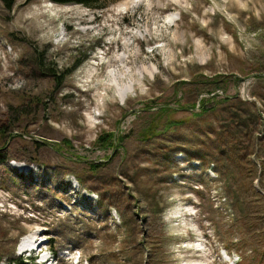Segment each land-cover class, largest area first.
<instances>
[{"label": "rangeland", "instance_id": "rangeland-1", "mask_svg": "<svg viewBox=\"0 0 264 264\" xmlns=\"http://www.w3.org/2000/svg\"><path fill=\"white\" fill-rule=\"evenodd\" d=\"M26 1L0 0V264H264V0ZM39 57L83 62L57 88ZM159 103L173 122L144 140Z\"/></svg>", "mask_w": 264, "mask_h": 264}, {"label": "trees", "instance_id": "trees-1", "mask_svg": "<svg viewBox=\"0 0 264 264\" xmlns=\"http://www.w3.org/2000/svg\"><path fill=\"white\" fill-rule=\"evenodd\" d=\"M32 0H27L26 2H30ZM51 2L54 3H58V4H81L84 5L88 8H100L98 5V1L99 0H49ZM3 6L8 9V10H13V8L15 7L17 0H1ZM83 61L82 60H78L71 68H66L62 71H60L59 73L56 72V67L54 66H46L44 64V62L41 60V58L39 57L38 61L35 62V66L36 70H37V76H41V77H47L50 80H52V82H54L55 86L58 88L60 86H62L64 84L65 79L67 78L68 75H70ZM261 78V77H259ZM198 85L196 86L198 89H202V90H207V93L211 94V90L207 89L206 86L208 85L207 81L202 80V81H198L197 83ZM213 84H215V88H222L221 86V81L219 80H215L213 81ZM25 100H27V98L22 99V102H24ZM194 106L196 107V104H194ZM200 107L202 109H200L199 113H195L196 115H200V116H204L206 114H208L210 112V110L212 109L213 111L216 110V107H214V105H211V109H209L210 107L207 106V104L203 103V99L200 100ZM214 107V108H213ZM151 109H155L153 111H147V110H151ZM147 110H143L144 112V116L147 120V122L140 128L139 130V134L141 137L144 138V140H148L151 139L153 137H155L157 134L160 133V131L155 129L154 123H156L157 120H160L163 117H167L166 121L167 123H169L166 126H170V124L173 122V118H172V113L176 110L173 106H171L170 104H166V103H159L155 106H151V108L147 109ZM19 119L27 117L28 113L25 111H21L19 114ZM252 116H256V115H252ZM229 119L235 123V127L233 130L237 129L238 132L239 130H243L246 126H251L252 129L251 131L255 130V127L252 126V118L249 117H244V113L239 111L238 109L234 110L233 112H230L229 114ZM189 118L186 119H181L177 121L178 125L179 123H184L186 121H188ZM15 125L16 122L15 121H10V123L6 124V123H2L0 124V144L5 142V137L6 136H10V134H7V128L9 127L10 129L12 128V125ZM232 129V128H231ZM162 131V130H161ZM232 134H236L235 132H233ZM124 141V135L119 136V135H115L114 132H104L101 133L96 141L95 144L103 147V148H114L115 146L117 147L118 145V149L120 148V143H122ZM69 144V142H67ZM70 145V144H69ZM1 157V156H0ZM3 158V157H2ZM89 167H82L81 171H87L89 169L93 170V171H97L98 169H100L102 166H104V163H98V162H89ZM79 181L81 180V175L80 173L77 171L76 172ZM242 229V233L241 235L244 237V241L245 242H254L253 240V235H251L250 232H248V229L245 227V225L241 228ZM250 235V237H249ZM238 240V238H237ZM239 244V246H238ZM235 247L237 249L240 248V251L243 248V245L241 243H237L235 245ZM2 254L0 253V260H1ZM240 257L242 262H246L247 264L250 262V260H248L247 257H244L241 253H240ZM261 258L264 259V251L261 254ZM13 261L18 263V264H23L24 261L23 259H19V258H13Z\"/></svg>", "mask_w": 264, "mask_h": 264}, {"label": "bare ground", "instance_id": "bare-ground-1", "mask_svg": "<svg viewBox=\"0 0 264 264\" xmlns=\"http://www.w3.org/2000/svg\"><path fill=\"white\" fill-rule=\"evenodd\" d=\"M28 237H32V236L29 235ZM24 247H25V244H23V247L22 248H24Z\"/></svg>", "mask_w": 264, "mask_h": 264}]
</instances>
